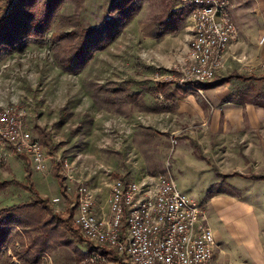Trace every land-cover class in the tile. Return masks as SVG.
Segmentation results:
<instances>
[{
  "label": "rangeland",
  "instance_id": "374dc122",
  "mask_svg": "<svg viewBox=\"0 0 264 264\" xmlns=\"http://www.w3.org/2000/svg\"><path fill=\"white\" fill-rule=\"evenodd\" d=\"M9 2L0 0V15ZM135 2L139 13L131 24L77 75L65 74L56 67L50 34L38 49L28 46L3 59L0 108L16 106L24 110L31 136L44 151L74 162L77 175L92 192L96 210H107L110 179L138 180L146 174L169 172L177 190L207 209L211 228L216 226L226 234L220 243L222 248L231 249L235 244L236 249L264 254V182L254 178L264 176V116L254 121L245 113L239 126L221 124L217 132H212L207 115L200 123L173 110L151 111L173 107L186 97L204 96L205 104L219 98L248 104L264 115V0H230L245 29V40L235 45V60L225 55L222 69L210 84L226 83L208 93L198 85L178 84L174 68L182 63L187 50L184 28L178 33L186 47L179 54L166 51V57L173 58L166 65L156 59L158 46L146 43L151 24L165 17L169 9L183 7L179 1ZM109 3L82 0L77 5L68 1L62 12L91 27L102 21ZM184 26L186 30L187 20ZM4 60L9 62L5 67ZM233 74L255 80L230 78ZM159 83L168 84L169 99L158 92ZM191 88H201L204 93ZM207 106L211 115V105ZM58 173L54 169L53 174L42 176L33 171L27 155L0 145V210L33 203L37 196L28 189L45 200L30 221H20L14 245L2 252L0 264H25V251L32 239L36 247L42 241L48 245L38 264H84L96 249L116 257L112 251L83 239L73 226L74 196L65 194L64 180ZM35 227L33 233L22 230Z\"/></svg>",
  "mask_w": 264,
  "mask_h": 264
},
{
  "label": "built area",
  "instance_id": "2783aa9c",
  "mask_svg": "<svg viewBox=\"0 0 264 264\" xmlns=\"http://www.w3.org/2000/svg\"><path fill=\"white\" fill-rule=\"evenodd\" d=\"M178 1L191 10L185 57L174 68L178 84L211 83L238 40L230 0ZM0 145L27 155L33 171L42 176L57 169L65 194L74 196L73 226L83 239L116 255L110 258L96 249L84 264H231L216 259V240L207 225L206 209L177 190L169 172L146 174L138 180L110 179L107 210L98 211L74 162L60 154L48 155L32 138L24 110L0 108Z\"/></svg>",
  "mask_w": 264,
  "mask_h": 264
},
{
  "label": "trees",
  "instance_id": "16d2710c",
  "mask_svg": "<svg viewBox=\"0 0 264 264\" xmlns=\"http://www.w3.org/2000/svg\"><path fill=\"white\" fill-rule=\"evenodd\" d=\"M8 1H10L9 6L0 15V62L6 57L24 51L28 46H43L50 34L49 41L53 61L61 72L70 75L81 73L97 54L105 51L115 42L139 13V7L135 0H117L109 5L99 24L84 27L80 21L66 16L62 12L66 2L79 5L82 0ZM169 10L171 11L165 17L151 24L150 38L161 39L166 35L177 34L184 27L185 20L191 11L187 6ZM167 85L159 83L157 90L169 99L170 96L166 93L165 88ZM220 85H222L221 82L216 85L207 83L201 87L211 89ZM132 99L133 97H129L130 101H133ZM151 111L160 113L172 111V108L161 107ZM27 176H29L28 172ZM254 178L264 181V176H254ZM2 186L3 184L0 183V187ZM28 190L37 196L33 203L0 210V261L2 252L14 245L13 238L15 235L18 236L15 230L20 227V221H30L36 212L41 211L39 207L45 203V200L40 199L33 189ZM42 209H46L50 214V210L46 207ZM46 225L47 223L42 225V228H45ZM22 230L24 233L27 231L33 233L36 227L33 230L30 228ZM29 235L31 237L30 233ZM41 244L40 247H36L35 240H30V246H28L30 251H25L27 253L23 261L25 264H38L45 254L44 251L48 249L47 242L42 241Z\"/></svg>",
  "mask_w": 264,
  "mask_h": 264
},
{
  "label": "crops",
  "instance_id": "0c3cea01",
  "mask_svg": "<svg viewBox=\"0 0 264 264\" xmlns=\"http://www.w3.org/2000/svg\"><path fill=\"white\" fill-rule=\"evenodd\" d=\"M92 2H93V0H92ZM112 2H113V0H110V3L108 5H110ZM176 2H177V0H176ZM87 4L90 5L88 3V1H87ZM230 15H231V18H232V20H233V22L237 28V31H238V40L228 50L227 56H228V58L235 60V57L232 56L233 50L236 49L235 45L237 43H239L238 45H240L242 42H244V40H245V38H244L245 29L238 22L237 11L234 10L233 8H231V6H230ZM183 28H184V32L186 33L185 26ZM180 34L177 33V34H173V35H166V36L162 37V38H164L163 41H159L160 39L150 38L149 35L145 37V39L147 41L146 43L158 46V49H156V52H155V56H156V59L161 63V65H166L170 62V60L171 61L173 60L172 57H170V58L166 57V55H165L166 51L169 54H171V52H173L174 54H179L181 50L183 51L185 49L186 43H185L184 39L179 37ZM186 36H187V34H186ZM155 40H158V42H155ZM167 41H170V42H167ZM32 47L35 49H38V47H36V46H32ZM12 57H9L8 59H10ZM14 60H15V58H14ZM7 63H9V62H7V60H4L2 66L5 67V65ZM230 78L240 79V80H243L245 82H247L249 80H255L253 77H246V76L236 75V74L231 75ZM221 83L223 85L226 82H221ZM222 85H220V86H222ZM215 88H217V87H215ZM215 88H211V89H204L203 88V90H205V92L208 93V92L214 91ZM192 90L194 91L195 89H192ZM198 90L204 93V91H202L201 88H199ZM198 90H195V91L198 92ZM213 93H215V92H213ZM205 95H207V94H205ZM203 97L204 96H202V97H198V96L186 97V98L180 99L178 102H175L173 107L172 106H164V107H171L172 110L175 111V113L179 114V116H180V114H183L182 116L185 117V115L188 114L189 118H191L190 116H192L195 122L198 121L200 123L205 122V120H206L205 117L207 115L208 120H209L208 121V123H209L208 128L210 127L212 132H217L218 127L221 124H223L226 127L228 125H235L236 127L239 126L241 123V120H242V116L245 113H247L248 115H251L254 121L256 120L255 117L264 116L258 112H255L253 110L254 107H252L248 104L230 103L229 101L224 102V101H221L219 98L217 99L216 102L215 101L212 102L210 100V101H208L209 103L205 104ZM205 97H209V96H205ZM207 104H210L212 107V108L210 107V110H212L211 115H210V112H208L209 108H208ZM257 106H258L257 108H262L260 105H257ZM221 120H222V123L220 122ZM260 159H261V155H259V160ZM263 170H264V168H263ZM206 214H207V225L213 231L214 238L216 240L215 256H216V259L218 261L222 262L224 260H228L231 264H242L244 262H246L247 264H264V254L262 251H256V250L250 251V250H247L244 248L243 249H236L237 247L235 244L234 245L232 244L231 249L222 248L220 243H221V241L224 240L226 234H223L220 229L216 228V226L212 225L213 226V229H212L211 226L209 225V218H208L207 209H206ZM232 239L234 240L235 243H238V238H235V236H233Z\"/></svg>",
  "mask_w": 264,
  "mask_h": 264
}]
</instances>
